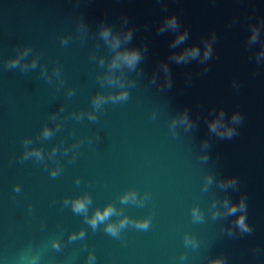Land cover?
Masks as SVG:
<instances>
[{
    "label": "water",
    "instance_id": "95a60500",
    "mask_svg": "<svg viewBox=\"0 0 264 264\" xmlns=\"http://www.w3.org/2000/svg\"><path fill=\"white\" fill-rule=\"evenodd\" d=\"M217 261L264 264V0H0V264Z\"/></svg>",
    "mask_w": 264,
    "mask_h": 264
},
{
    "label": "clouds",
    "instance_id": "9594fccd",
    "mask_svg": "<svg viewBox=\"0 0 264 264\" xmlns=\"http://www.w3.org/2000/svg\"><path fill=\"white\" fill-rule=\"evenodd\" d=\"M125 59L128 61V63L134 64L135 61L138 59V55L136 53H132V54L126 56ZM241 207H243V203L241 204ZM83 208H84V203L82 201H78L76 203V205H75V209L77 211H80ZM230 211L231 212H235L236 211V207L233 206L230 209ZM110 212H111V208L106 209L103 213L97 212L96 217L92 221L93 225L96 224L97 220H103L107 215L110 214ZM239 224L243 228L244 231H249L248 227L244 224V218L243 217L240 218ZM140 226L146 228L147 227V222L146 221L143 222ZM109 230L113 231V232L115 231V229L111 228V226H110ZM216 264H220V262L217 261Z\"/></svg>",
    "mask_w": 264,
    "mask_h": 264
}]
</instances>
